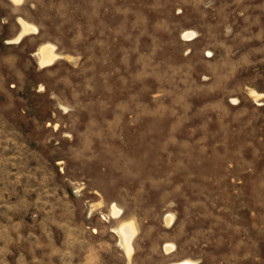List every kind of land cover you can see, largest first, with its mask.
<instances>
[{
  "label": "rangeland",
  "instance_id": "374dc122",
  "mask_svg": "<svg viewBox=\"0 0 264 264\" xmlns=\"http://www.w3.org/2000/svg\"><path fill=\"white\" fill-rule=\"evenodd\" d=\"M183 259L264 264V0H0V264Z\"/></svg>",
  "mask_w": 264,
  "mask_h": 264
},
{
  "label": "bare ground",
  "instance_id": "6f19581e",
  "mask_svg": "<svg viewBox=\"0 0 264 264\" xmlns=\"http://www.w3.org/2000/svg\"><path fill=\"white\" fill-rule=\"evenodd\" d=\"M13 4H15V5H19V4H21L22 2H23V0H10ZM19 22V21H18ZM21 27H22V30H23V33H27L28 31H30V30H35V28L34 27H32L30 24H28V23H26V22H24V21H22L21 20ZM36 33V32H35ZM20 35V34H19ZM24 35V34H23ZM193 36V33H186L185 34V36L184 37H187V38H189L188 39V41L189 40H192L193 38H191ZM21 37V36H20ZM194 37V36H193ZM22 38V37H21ZM16 44V43H15ZM46 46V45H45ZM53 46H46V47H43V48H41L40 49V51H39V53H40V55H41V57H40V63L42 64V65H45L46 67H47V65H50V64H52V62H53V60L55 59V57H57L54 53H53V50H55V49H53L52 48ZM58 59V58H57ZM39 63V64H40ZM40 64V65H41ZM44 66V67H45ZM43 67V66H42ZM119 213H120V211L116 208V207H114L113 208V212H112V215L114 216V218H118L119 217ZM122 215V214H121ZM121 217V216H120ZM172 219V216L171 215H169V217H168V223L170 222V221H172L171 220ZM167 223V224H168ZM122 225V226H121ZM121 225H119V226H121V228L119 229V235L121 236V238L123 239L122 241H123V245H124V250H125V252H126V255L127 256H130L131 255V253H133L132 251H134L133 250V248H132V240H133V238H134V236H135V234H136V230H135V228H134V225L131 223V222H128V223H124V224H121ZM168 226V225H167ZM136 227V226H135ZM170 227V226H169ZM117 230V229H116ZM117 233V232H116ZM120 238V239H121ZM122 246V245H121ZM173 248H174V246L173 245H168L167 244V246H166V251H168V252H172V250H173ZM174 251H175V248H174ZM171 254V253H170ZM128 258V257H127ZM169 264H196V263H194V261H192L191 259L189 260V259H183V260H181V261H177V262H173V263H169Z\"/></svg>",
  "mask_w": 264,
  "mask_h": 264
}]
</instances>
